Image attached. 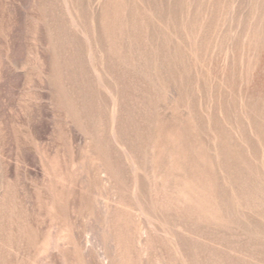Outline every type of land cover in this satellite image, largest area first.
<instances>
[{
  "label": "rangeland",
  "instance_id": "obj_1",
  "mask_svg": "<svg viewBox=\"0 0 264 264\" xmlns=\"http://www.w3.org/2000/svg\"><path fill=\"white\" fill-rule=\"evenodd\" d=\"M0 264H264V0H0Z\"/></svg>",
  "mask_w": 264,
  "mask_h": 264
}]
</instances>
